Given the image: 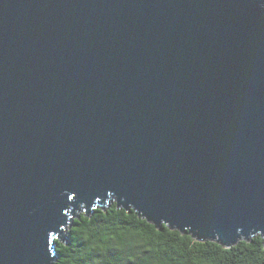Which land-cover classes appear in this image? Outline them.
I'll return each mask as SVG.
<instances>
[{
	"label": "water",
	"instance_id": "obj_1",
	"mask_svg": "<svg viewBox=\"0 0 264 264\" xmlns=\"http://www.w3.org/2000/svg\"><path fill=\"white\" fill-rule=\"evenodd\" d=\"M111 198L264 245V0H0V264Z\"/></svg>",
	"mask_w": 264,
	"mask_h": 264
},
{
	"label": "trees",
	"instance_id": "obj_2",
	"mask_svg": "<svg viewBox=\"0 0 264 264\" xmlns=\"http://www.w3.org/2000/svg\"><path fill=\"white\" fill-rule=\"evenodd\" d=\"M62 231L51 241V264H264L258 233L224 247L188 230L156 228L114 198L89 211L80 206Z\"/></svg>",
	"mask_w": 264,
	"mask_h": 264
}]
</instances>
